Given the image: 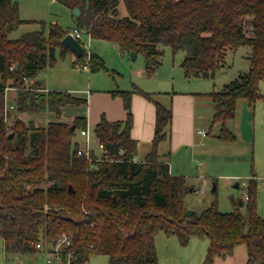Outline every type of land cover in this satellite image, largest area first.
<instances>
[{"label": "trees", "instance_id": "16d2710c", "mask_svg": "<svg viewBox=\"0 0 264 264\" xmlns=\"http://www.w3.org/2000/svg\"><path fill=\"white\" fill-rule=\"evenodd\" d=\"M59 1L80 9L77 27L87 29L93 39L114 42L123 54H142L150 78L163 62V46L185 52L181 67L188 79L214 78L228 49L251 48L250 69L208 94L214 108L212 126L220 125L222 141L236 140L227 124L236 117L240 100L252 106L264 100V0ZM23 23L18 4L0 0V94L8 85L18 88L12 102L19 113L27 114L61 117L64 107L86 104L68 92L45 91L38 82L27 87V80L53 62L56 49L62 57L70 50L61 44L68 32L58 24L46 31L42 23L40 30L12 39L11 33ZM84 58L77 56L74 65L82 67ZM89 69L115 74L93 53ZM133 93L114 92L124 100L127 120L103 118L93 130L106 145L119 143L120 152L111 161L89 162L77 155L81 143L74 134L87 126L84 116H77L73 131L62 121L42 127L21 119L8 130L0 116V236L5 253L31 257L40 251L38 242L51 244L65 234L71 238L74 264H87L101 254L108 256V264H158L156 236L164 232L183 246L192 236L208 240L201 264L232 255L240 244L248 248L246 264H264V216L257 211L256 179L249 181L248 199H232V211L219 210L214 185L211 204L187 217L186 198L197 189L185 176L172 175L167 156L158 151L170 136L172 109L155 102L152 149L138 161L137 142L130 135ZM142 93L153 100L150 93Z\"/></svg>", "mask_w": 264, "mask_h": 264}, {"label": "rangeland", "instance_id": "374dc122", "mask_svg": "<svg viewBox=\"0 0 264 264\" xmlns=\"http://www.w3.org/2000/svg\"><path fill=\"white\" fill-rule=\"evenodd\" d=\"M12 1L18 4L20 17L29 20L11 33L10 37L12 39L20 38L27 32L40 30L42 23L45 24L46 31L52 24L60 25L68 33L77 27L75 9H70L59 0ZM119 12L120 15H126L123 3L119 5ZM162 50L164 51V58L160 78L156 81L155 76L150 78L145 75L144 77L146 82L158 87L161 91H163L162 88L164 87H168L165 89L198 93H207L215 89L220 90L223 85L235 79L240 73L248 71L251 66V61L248 59L251 48L241 46L237 50L228 49L226 51L223 66L218 70L214 79H187L179 67V62L185 56V52L177 51L173 53L169 46H163ZM91 51L93 54L96 53L103 57L108 69L124 74L125 78L121 76L118 78L120 84L129 81L131 67L145 63L142 54H138L133 61L130 59L129 53H125L123 58L118 45L104 39H93L91 41ZM71 54L73 53H68L65 57H62L60 48L56 49L53 62H48L46 67L35 78L27 80V87L34 86L37 81L43 82L52 91H70L76 84L79 85L78 87H83L88 82L89 71L81 67L75 70L72 60L77 57ZM98 74L105 80L104 76H107L108 72L100 71ZM7 88L8 90H6ZM7 88H5V91H7L9 102L13 103L12 100L15 98L18 88L9 85ZM5 91L3 95L0 94V116H3ZM260 91L264 95V81L260 83ZM75 95L85 98L84 94L77 93ZM199 110L201 117L198 127L207 131L211 130V133L207 138L201 140L205 144L201 148L208 151V154L201 158L196 157L197 163L191 164L192 172L190 177H187L189 183L195 184L197 189H203V192L188 195L186 198L187 208L198 213L207 208L213 200L212 188L215 184L219 210L230 212L233 210L232 199H245V194L249 193V181L254 178L257 186V211L260 216H264V100H258L255 108L250 107L246 102L241 103L237 108L236 118L227 124V127L237 137L234 142L218 139L217 135L220 133V125L211 127L212 103L201 104ZM83 113L84 106L75 104L66 107L61 117L49 112L27 114L19 113L16 110L9 115L6 124L8 130H10L12 123L16 119H21L26 125L33 122L35 125L42 127H47L51 121H62L73 125L71 118H68L67 115L74 117L82 116ZM74 140L79 143L82 142L83 137L80 134V128L76 129ZM201 160L202 162H200ZM196 166H199L198 172ZM235 184H239V188H235ZM243 212L245 213L244 210ZM168 239L178 243L177 248L181 250L179 251L181 258L184 257L181 255L184 250L192 253L193 264L196 262L195 254L198 255L199 250L203 246L202 244H204L203 242L205 244L208 243V240L192 236L188 245L183 246L179 243L177 237L159 232L156 236V248L159 254H157L158 264H169L168 254L170 252L168 251L169 248L167 249V244L170 241ZM175 254L178 255V253ZM7 258L13 259V262L20 259L16 256H5L3 239L0 237V264H11ZM21 260L25 264L29 262L25 258H21ZM87 264H108V256L102 254L94 255Z\"/></svg>", "mask_w": 264, "mask_h": 264}, {"label": "crops", "instance_id": "0c3cea01", "mask_svg": "<svg viewBox=\"0 0 264 264\" xmlns=\"http://www.w3.org/2000/svg\"><path fill=\"white\" fill-rule=\"evenodd\" d=\"M22 20H24V22L29 21L26 19H22ZM69 53H73V52L70 51ZM94 54L103 58L99 54L96 53ZM71 55H75V57H77L75 53ZM121 56L124 58L125 54L122 53ZM183 58L179 62V67L181 69H182L181 62ZM130 59L132 61L134 60L131 57ZM75 61L76 59L72 60L73 68L75 70L80 69V66L78 68V66L74 65ZM162 64L153 75L155 76L156 81L160 78L159 76L161 75ZM88 71H89L87 76L88 82H86V84H84L83 87H78L79 85L76 84V86L71 88L70 91H66L77 98L84 99L87 101V103L83 105L84 113L82 115L85 117L87 125L92 130H94V128L102 121L103 118L111 122L127 120L128 113L124 106V100L120 95H114V92L134 91V93L132 94V103H131V110L133 114V125L130 131V135L131 138L137 142L136 160L142 161L152 149L153 139L155 135L156 118H157L155 102L157 101L166 107H170L173 112L172 125L170 128V136L167 140L159 144L158 151L160 154L167 156V160L169 162V167H170V173L172 175L185 176L186 178L190 177V174L192 172L191 164L197 163L196 157L201 158L202 156L204 157L205 155L208 154L207 153L208 151L202 150L201 147H204L203 145L205 144L201 140L207 138L211 133V130L207 131L198 127L199 125L198 123L200 122V117H201V115L199 114L200 113L199 109L201 107V104L203 103L206 102L212 103L211 97H209L208 94L213 91H216V89L207 93H201V92L198 93L192 91L191 92L177 91L176 89H165L168 87H164L162 88L163 91H161L160 89H158V87H155L154 85L144 80V77L146 75L145 63H143L142 65L139 64L138 66L135 67H131L129 81H126L125 83L122 84L118 82V78H120V76L122 78H125L124 74L116 73L115 70H113L115 72L114 75L108 72L107 76H104L105 80L101 76H99L98 73L100 71L92 72L90 69H88ZM182 73L184 75L183 69H182ZM195 78H202V77H195ZM204 79H214V78H204ZM37 82L40 84L43 90L52 91L49 90L43 84V82L41 81L40 82L37 81ZM142 91L150 93L152 95L153 100H150L147 97H145ZM77 93L84 94L85 98L76 96L75 94ZM243 102H246L250 107L255 108L256 103L252 106L248 103L247 100H240L238 102L237 108ZM66 107L63 108L62 112ZM213 115H214V108H213ZM213 115H212V119H213ZM67 117L71 118L73 123L77 118V116L72 117L70 115H67ZM202 131H205V134L202 133ZM200 162H202V160ZM196 169L198 172L199 166H196ZM189 184L193 185L196 188L195 184L193 183H189ZM169 241L170 242H168L167 244V249L169 248L168 251L170 252L168 254L169 264H193L192 253L188 252L187 250H184L181 253V255H183L184 257L181 258L179 256V251L181 250H179L180 248L179 249L177 248L178 243L173 240H169ZM203 243L204 244H202L203 246L201 248L202 250L201 249L199 250L198 255L195 254L196 256L195 264L202 263L206 255L209 242L206 244L205 242ZM175 253H178V255H176ZM5 256L8 255L5 253ZM25 259L29 261L27 264H43L45 259V253L43 251H39L38 253L32 255L31 257H26ZM7 260L10 261L11 264L15 262V261L13 262V259L11 260L10 258H7ZM18 260H21V258ZM247 261H248L247 245L240 244L234 248V252L232 255L227 257H216L214 260V264H246Z\"/></svg>", "mask_w": 264, "mask_h": 264}, {"label": "built area", "instance_id": "2783aa9c", "mask_svg": "<svg viewBox=\"0 0 264 264\" xmlns=\"http://www.w3.org/2000/svg\"><path fill=\"white\" fill-rule=\"evenodd\" d=\"M69 33L79 41L84 50L85 58L81 68L89 69L92 54L91 41L93 40L91 33L87 29H80L78 27H75ZM6 90H8V88ZM5 92L3 119L4 122L7 123L9 115L16 111V107L14 103L9 102L7 91ZM202 133L205 134V131H202ZM80 134L83 137V141L77 150V155L79 157H84L89 162L112 160L113 154L110 152L108 145L96 138L93 134V130L88 125L85 128L80 129ZM201 192H203V189H197L196 194ZM245 199H248V194H245ZM71 244V238L68 235L63 234L51 244H45L42 241L38 242L36 248L45 253L43 264H74V258L70 252ZM13 264L25 263L22 260H16Z\"/></svg>", "mask_w": 264, "mask_h": 264}, {"label": "water", "instance_id": "95a60500", "mask_svg": "<svg viewBox=\"0 0 264 264\" xmlns=\"http://www.w3.org/2000/svg\"><path fill=\"white\" fill-rule=\"evenodd\" d=\"M75 16H78L80 14V9L76 8L74 12ZM61 44L63 47L68 48L71 52L75 53L77 56L82 57L84 55V50L82 46L80 45L79 41L76 40L70 33L66 34L64 38L61 40ZM136 52H131L130 57L134 59L136 57ZM18 66H16L17 68ZM70 129L73 131L75 129V125H72ZM108 147L110 149V152L113 155H117L120 152V145L119 143H109ZM235 188L239 187V184L234 185ZM70 189L72 190V187L70 186ZM240 205H243L242 200L240 201ZM195 211L191 209L186 210V216L190 217Z\"/></svg>", "mask_w": 264, "mask_h": 264}]
</instances>
